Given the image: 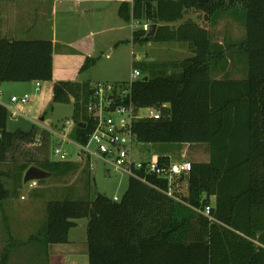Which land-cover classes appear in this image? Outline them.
Masks as SVG:
<instances>
[{
    "label": "trees",
    "instance_id": "obj_1",
    "mask_svg": "<svg viewBox=\"0 0 264 264\" xmlns=\"http://www.w3.org/2000/svg\"><path fill=\"white\" fill-rule=\"evenodd\" d=\"M117 13L125 22L156 24L148 38L141 28L134 29L132 43L185 42L190 50L171 63L136 62L141 77L131 86L133 104L159 111L158 118L134 122L136 141L201 143L208 159L190 161L188 173L171 181L152 172L145 174L148 183L129 176L118 200L101 192L91 198L87 180L84 195L47 202L46 221L29 242L46 252L49 244L67 242L75 219L85 217L88 264H264V0H120ZM193 13L213 21L230 15L243 23V38L228 45L235 44L243 55L244 77L211 74L226 68L227 51ZM52 53L51 39L0 37V82L51 81ZM94 61L87 56L81 69ZM91 90L89 81L52 84L53 103L73 101L77 126L72 136L79 143H86L92 127L85 108ZM8 115L0 103V162L17 152L20 142L38 138L40 146L48 141L49 132L35 133V124L29 130H7ZM158 162L168 166L173 161L164 152ZM32 165L65 175L78 163L25 154L7 175L15 188H7L0 177V202L16 193ZM138 173L143 175V168ZM179 183H185L186 191H180ZM169 188L172 196L164 192ZM206 206L210 218L203 212ZM10 251L3 250L0 264H6Z\"/></svg>",
    "mask_w": 264,
    "mask_h": 264
},
{
    "label": "rangeland",
    "instance_id": "obj_2",
    "mask_svg": "<svg viewBox=\"0 0 264 264\" xmlns=\"http://www.w3.org/2000/svg\"><path fill=\"white\" fill-rule=\"evenodd\" d=\"M102 1L105 0L75 5L72 0H63L57 4L56 13L53 15V38L56 52L54 75L62 76L65 69H70L69 72H73L72 80L89 81L92 85L96 82L127 81L130 78L131 70L136 66L137 59L138 61L155 60L171 63L190 55L188 44L185 42L132 43L133 29L129 22L123 21L115 12L113 0ZM89 8L90 11H85ZM205 15L193 13L190 16L208 28L212 40L222 43L227 51L228 59L226 68L217 67L211 74L216 77H244L246 75L245 61L243 55L235 47V44L244 36L243 23L230 15H222L215 21L209 20V17ZM27 18L29 20V14ZM35 18L37 17L31 14V21H34ZM20 36L24 39L36 37L26 36L24 33ZM4 37H8V35H4ZM10 38L19 39L20 37ZM70 41H75V43L70 44ZM80 43L88 49L83 48L84 53L95 60L84 69H81L83 62L77 64V58L81 53L75 47ZM229 43L235 44L230 47ZM64 45L70 46L71 50L67 55L70 56L69 58L63 57L62 48ZM131 52L138 58L133 60ZM168 67L167 70L171 71L172 68ZM0 83L3 85V91H0V103L4 106L14 105L10 102L12 95L28 94L30 97L26 104L21 105L25 108L21 115L12 117L8 111L7 130H29L35 124L37 126L35 133L42 129L49 132L48 141L46 137L40 146L31 141L20 142L18 151L10 153L4 162H0V172L3 173L0 177H2L5 186L12 190L15 188L14 180L7 175H12V171H15V163L25 154H30L37 160H53V147L61 146L66 149L70 159L75 158L78 152L77 147L53 134V127H59L65 119L73 118L74 107L72 100L66 103H53L46 93L42 99L43 111H28V107L35 102L33 98L42 94L44 89L46 91L48 84L40 81L41 87L36 90L35 81H4ZM147 113V109H140L141 115ZM135 151V158L144 159L164 154V152L170 156L173 162L206 161L208 159L207 147L201 143H140L136 145ZM92 162L91 165L84 161H77L78 165L74 171L65 175L50 174L43 178V181L36 180L35 186L32 187L28 183H22L20 187L16 188L14 195L0 202V263L3 250L8 247L11 251L6 264H52V261L48 260L47 249L45 252L44 246L29 242V237L46 221V205L49 200L84 195L87 180L90 183L89 196L91 198L96 192L105 193L108 196L122 195L126 189L128 177L114 169H108L107 165L99 160L94 159ZM185 187V183H179L181 192L186 191ZM211 201H213V197H211ZM75 221L76 226L70 229L69 237L73 243L81 246L85 244L86 240L87 219L83 217L75 219ZM5 223L8 224V230ZM59 257L61 258H57L58 260L74 259L70 264H88L86 251L84 253L79 251L74 254H60Z\"/></svg>",
    "mask_w": 264,
    "mask_h": 264
},
{
    "label": "built area",
    "instance_id": "obj_3",
    "mask_svg": "<svg viewBox=\"0 0 264 264\" xmlns=\"http://www.w3.org/2000/svg\"><path fill=\"white\" fill-rule=\"evenodd\" d=\"M131 28H141L148 32L149 22H138L131 18L129 21ZM132 59L137 56L131 52ZM138 58V57H137ZM138 61V59L136 60ZM134 63V61H133ZM136 64V62H135ZM141 77V71L134 66L130 73L129 80L125 82H96L92 85L90 97L86 103V111L90 115L92 127L86 143H79L72 134L77 123L73 118L65 119L59 127H53V134H56L62 140L74 144L78 152L74 160H92L96 159L107 165L108 169H114L123 173L127 177L132 176L143 182H147L146 173L152 172L157 175L167 176L171 181L174 175L188 173L191 168L190 161L172 162L168 166L160 165L158 155L150 158H135V147L140 144L136 141L133 133L134 122L142 117H159V111L153 107H136L133 104L131 96V86L134 81ZM40 82H36V89H39ZM29 95L22 96L12 95L10 102L14 103L5 106L12 117L21 115L22 106L29 100ZM148 110L146 115L140 114V109ZM81 124V123H80ZM38 138L33 144L38 145ZM53 158L56 160L70 159L68 152L61 146L53 147ZM143 168V175L138 171ZM29 186H35L36 180L26 182ZM172 196V190L169 188L164 191ZM114 200H118V195H113ZM209 206L203 211L209 218Z\"/></svg>",
    "mask_w": 264,
    "mask_h": 264
},
{
    "label": "crops",
    "instance_id": "obj_4",
    "mask_svg": "<svg viewBox=\"0 0 264 264\" xmlns=\"http://www.w3.org/2000/svg\"><path fill=\"white\" fill-rule=\"evenodd\" d=\"M63 0H0V35L1 37L4 35H8V37H20L23 38L22 35L26 36H32V37H41L46 39H51L53 43V53H52V80L51 81H43L48 86L46 87V91L42 92V94L37 95L33 98L35 100L34 103H32L28 107V111H43L42 109V99L44 98V95L47 93L48 98L52 100V84L55 81L58 80H72V74L73 72H69L70 69H65L64 72L61 74L62 76H56L54 75V57H55V47H54V38H53V15L56 13V7L57 4ZM68 1V0H67ZM73 4L78 5L79 3H88L93 2L97 0H72ZM106 2H110L109 0H105ZM102 1V2H105ZM113 9L117 13V9L120 4V0H113ZM86 10H91L85 9ZM112 11V8L110 9ZM107 12V10H106ZM110 12V11H109ZM28 14H29V20H28ZM31 14L35 15L37 18H35L34 21H31ZM78 28V27H77ZM35 37V38H36ZM70 44L75 43V41H70ZM62 47V45H61ZM81 53L79 55V58H77V64L84 62L85 58L88 55L87 53H84L85 50H88L87 47H84V44L80 43L77 45V47ZM63 50V57L69 58L70 56H67L70 49V46H65L62 48ZM69 72V73H68ZM67 75V76H66ZM72 81H78V80H72ZM36 82L35 81V89H36ZM81 82V81H79ZM115 82H125V81H115ZM41 87V83L39 85V89ZM36 89V90H39ZM3 91V85L0 83V91ZM11 97V96H10ZM23 108V106H22ZM25 109V108H23ZM75 227V226H74ZM72 227V228H74ZM70 234V230H69ZM68 234V241L65 243H52L47 246V255L49 262L52 261V264H70V262L74 259L68 260H58L60 254H74L81 251L84 253L87 252V243L85 240V244L79 246L73 243V241L70 240ZM10 255V254H9ZM88 258V254H87ZM8 263V261H7Z\"/></svg>",
    "mask_w": 264,
    "mask_h": 264
},
{
    "label": "water",
    "instance_id": "obj_5",
    "mask_svg": "<svg viewBox=\"0 0 264 264\" xmlns=\"http://www.w3.org/2000/svg\"><path fill=\"white\" fill-rule=\"evenodd\" d=\"M184 13H188V11L184 10ZM205 16L207 17V15H205ZM155 28H156V24L151 23L149 31L145 35V38L152 36L154 34ZM143 79H147V77L144 76ZM41 119H43V117H41ZM49 175H50L49 172L43 170L40 167L32 165L24 171L22 182L26 183V182L31 181V180H40V179H43Z\"/></svg>",
    "mask_w": 264,
    "mask_h": 264
}]
</instances>
